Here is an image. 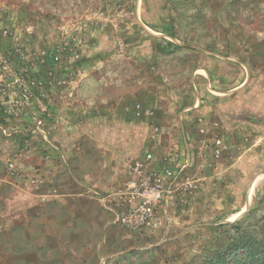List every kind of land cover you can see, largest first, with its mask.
Wrapping results in <instances>:
<instances>
[{"label":"rangeland","instance_id":"rangeland-1","mask_svg":"<svg viewBox=\"0 0 264 264\" xmlns=\"http://www.w3.org/2000/svg\"><path fill=\"white\" fill-rule=\"evenodd\" d=\"M218 61L244 63L252 80L264 79V0H0V82L10 89L2 101L10 111L11 100L21 103L18 114L0 111V171L8 159L19 170L1 187L27 178L19 151L43 138L67 101L70 118L92 115L106 123L109 114L110 132L131 136L115 143L135 150L131 179L108 196L116 235L99 236L90 264H215L225 251L246 255L233 251L243 235L235 226L247 229L245 238L262 236L264 109L251 105L256 84L242 97L245 106L225 109L227 120L250 127L237 155H225L217 125L224 95L204 72ZM14 75L36 77L40 85L26 99ZM259 88L264 94V81ZM213 137L224 145L218 156L211 153ZM137 161L154 173L171 171L149 230H129L117 220ZM221 166L229 167L223 177L215 172Z\"/></svg>","mask_w":264,"mask_h":264},{"label":"crops","instance_id":"crops-1","mask_svg":"<svg viewBox=\"0 0 264 264\" xmlns=\"http://www.w3.org/2000/svg\"><path fill=\"white\" fill-rule=\"evenodd\" d=\"M211 63L204 72L219 89L217 93L224 95L219 101V134L226 144L225 155H237L236 144L246 138L245 130L250 127L243 119L227 120L225 109L245 106L247 99L242 101V97L248 95L252 84L258 85L252 86L258 99L251 105L258 111L264 109V94L259 88L264 79L258 74L252 80L244 63ZM61 103L57 118L46 124L43 138L37 137L26 150L19 151L18 164L27 178L12 182L11 187H0V264H90L97 254L99 236L114 239L116 235L113 202L108 196L130 178L129 158L135 150L128 143L118 147L115 140L128 142L131 136L116 138L109 129V114L106 123L104 117L92 115L80 121L79 117L70 118L67 101ZM100 123L107 126L105 131L99 128ZM225 131L229 134L222 136ZM10 140V144L15 143V138ZM152 159L157 166L160 158L153 155ZM228 169L221 166L215 172L223 177ZM51 187L57 194H52Z\"/></svg>","mask_w":264,"mask_h":264},{"label":"built area","instance_id":"built-area-1","mask_svg":"<svg viewBox=\"0 0 264 264\" xmlns=\"http://www.w3.org/2000/svg\"><path fill=\"white\" fill-rule=\"evenodd\" d=\"M54 60L58 57L52 56ZM14 82L18 85V90L24 93V97L28 99L32 95V89H37L40 82L36 77H29L28 75L17 76L14 75ZM7 85L0 82V111L5 109L9 114H18L21 110V103L18 100H11V111L7 104L2 101V94L9 91ZM40 123V120L38 121ZM204 128H200V132H204ZM211 153L215 156L221 154L224 145L219 137H213L211 141ZM150 155L147 154L146 158ZM134 172L137 174L136 179L126 186L123 196L120 200L121 210L118 213L117 220L120 225L129 230H143L152 229L155 227V210L159 200L162 197L164 190V181L171 175L169 169H165L162 173H154L148 170L140 161H137L133 166ZM6 177L16 180L19 177V170L16 163L12 159H8L5 163L4 169L0 171V187L2 186Z\"/></svg>","mask_w":264,"mask_h":264},{"label":"trees","instance_id":"trees-1","mask_svg":"<svg viewBox=\"0 0 264 264\" xmlns=\"http://www.w3.org/2000/svg\"><path fill=\"white\" fill-rule=\"evenodd\" d=\"M168 27H162V30H167ZM263 231L262 236L258 237L256 234H252L248 232V236L246 237L247 229L245 227H241L239 223L235 226L236 230L240 229V232L243 234L241 236V240H237L234 242L235 248H230L229 250H233L236 252L239 249L245 250L246 255H242L240 257H229V253L223 252L219 255L218 259L215 261V264H264V220L258 226ZM233 253V252H232Z\"/></svg>","mask_w":264,"mask_h":264}]
</instances>
